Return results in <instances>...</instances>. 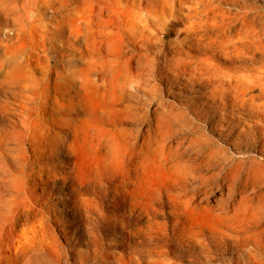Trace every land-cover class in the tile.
<instances>
[{
  "label": "rangeland",
  "instance_id": "1",
  "mask_svg": "<svg viewBox=\"0 0 264 264\" xmlns=\"http://www.w3.org/2000/svg\"><path fill=\"white\" fill-rule=\"evenodd\" d=\"M158 1L162 2V0ZM237 1L242 8L236 4L224 3L223 7L226 6L225 8L232 12H237L225 13L229 14V17L250 18L253 25L242 28L241 38L254 34L258 40H261V45L264 47V0ZM34 2L35 19L32 21L31 39L35 40L37 47L33 66L49 65L58 67L64 72V77L59 79L54 74L47 76V81L51 85L57 80H70L77 77L74 70L78 67L91 69L93 78L98 76L100 80L92 84L93 94L96 96L92 104L86 108L85 112L75 116L86 120L82 126L85 133L84 138H81L82 154L78 161V178L82 180V188L77 186V189L73 190L75 194H69L67 192L70 186L74 185L70 180L35 175L29 157L15 160L19 169L13 170L14 185L13 183L9 185L4 180L0 181V198L11 194L20 195L15 193L13 188L21 185L27 189L21 198L16 197L18 201L15 199L14 204L11 201L0 200V212L7 210L11 203L16 210L26 213L25 216L29 218L28 221H31L30 224L34 223L32 231H29L26 225L17 226V229L22 228L24 233H22V241H33L31 245L38 247V245H45L42 237L47 239L46 236H48V241H54L51 245L54 252L48 254L44 250L45 255L50 259L59 260L60 264H80L78 258L87 254L89 249L96 250V259L102 256L112 259L114 253L115 255L122 253L127 260L129 257L136 260L140 249L156 250L159 246L155 247L149 237H154L158 229L161 231L167 229L169 234L160 240L159 244L163 246L160 249L163 251L167 249L176 258L185 259V261H179L181 264H188L186 260L189 258H196L195 264L202 262H205L204 264H224V262L236 264L234 263L236 258L241 264H246L248 251H257L264 256V248L259 247L254 239L249 242L238 240L236 243L224 239L229 247L234 246L231 251L226 250L225 247L228 246L220 245L223 240L221 231L225 229L221 223L215 225L220 226L219 229L214 227L219 231L217 234L209 232L208 229L202 233H196L199 232L197 231L199 227L191 224L186 217L182 218L183 225L172 227L174 219L169 213L171 207L166 200L167 195L163 196V201H160V195L165 194V190L171 193L177 191V183H174L177 178L174 172L172 173L168 167L158 161L156 156L157 150L159 152L164 146L171 145L176 154L175 158L187 163L181 174L188 177V189L203 192L214 205L212 212L222 213L224 211L222 205L227 199L226 180L229 167H236L237 180L240 182L246 178V169L253 166V160L264 159V153H262L264 145L258 146L256 151L242 135L237 134L240 128H247L256 122L259 123L260 120L257 117L251 120L242 112L231 110L233 104L238 102L218 99V95H215L217 92L215 84H207L205 87L195 86L194 74L190 69H187L188 71L184 74H175L179 59L193 53L188 42L181 43L182 56L179 59L171 56L161 57L157 60L159 65L155 70H152L151 64L150 70L145 69V61L149 58L145 54V37H150V34L156 32L149 22L152 17L149 12H153L151 7H145L143 4L141 8L126 10L124 9L126 0H34ZM130 2L139 3L145 0ZM19 3L23 5L24 0H20ZM4 4L6 5H0L1 36L16 28L18 21L13 17L18 13L25 14V11L18 9L15 3L9 4L7 1ZM175 5L178 7V2H175ZM118 22L119 28L116 27ZM27 31L28 29L24 33ZM126 31L128 34L131 33L140 44L139 49L129 51L126 48L128 44ZM156 33L161 35V32ZM169 36L174 38L176 34L171 33ZM181 38L182 36H178L177 39ZM20 51V53L9 54L5 64L19 62L24 66L28 47ZM250 55L249 52L245 54V56ZM223 57L219 55L211 60V63L223 69L228 65L222 61ZM166 72H169L168 78L171 80L161 82L153 79V74L160 76ZM235 73L240 74L241 71ZM190 75H192L191 79ZM33 77L40 79L44 75L37 70ZM61 90L65 91L64 88ZM33 91L37 99L42 97V85ZM21 93L30 94V91L24 90ZM16 97L20 96L12 95L5 84L2 86L0 103L1 100H15ZM59 97L61 101H66L65 98L68 95L62 94ZM75 101L78 103L77 100ZM49 104L46 106L49 107ZM249 107L247 104L246 108L251 111ZM16 108L17 112L25 114L23 106L19 105ZM33 110L39 111L41 106L37 105ZM21 117L19 115V118ZM4 119L5 124L10 122V118ZM233 125L237 126L232 128ZM143 141H145L143 164L147 166L144 165V170H141L136 162L135 153L138 145H141ZM134 143L137 144L134 145ZM26 145L29 146L28 142ZM0 146L3 148L5 145ZM13 162L10 159L8 164ZM157 169L158 171H155ZM147 170L150 177L146 173ZM0 177L3 176L0 175ZM41 179L45 182H41ZM157 179L161 181V184ZM25 181L27 183L24 184ZM62 185L64 187L60 188ZM202 185L205 187L203 188ZM193 186H197L196 189H193ZM135 189L136 192H134ZM132 195H135L134 198ZM81 197H85L86 202H81L79 200ZM27 198L28 201H26ZM75 200L78 201L77 204ZM131 204L136 208L132 213H130V208L133 207ZM85 205H89L91 212L86 211ZM96 211L102 214L99 219H97ZM123 221H131L132 224L120 228ZM135 226L143 227L147 237L144 238L143 234H138ZM128 229L132 232L130 237L126 232ZM179 231H183L182 233L187 236L180 240ZM203 238L209 244V250L201 247L200 242ZM178 240L181 241L182 251H178L180 247ZM138 241H142L144 245L138 244ZM216 241L220 244L216 245ZM86 242H89L88 248L85 245ZM187 243L190 245L189 248ZM77 250L80 254L76 252ZM163 251L159 255H165ZM6 254L10 255V252ZM153 256L156 257V255ZM224 259L227 260L224 261ZM146 260L148 262L150 258L145 256L142 261ZM145 264L148 263L145 262Z\"/></svg>",
  "mask_w": 264,
  "mask_h": 264
},
{
  "label": "bare ground",
  "instance_id": "2",
  "mask_svg": "<svg viewBox=\"0 0 264 264\" xmlns=\"http://www.w3.org/2000/svg\"><path fill=\"white\" fill-rule=\"evenodd\" d=\"M7 1L9 4L10 2L17 4L18 9L25 11V14L18 13V15H16L17 17H13L14 20L18 21V24H16L17 22L15 23L17 25L16 28L13 31H8L3 36L0 35V90L5 84L12 95L20 96L16 97L15 100H1L0 103V118H2L0 121V145H5L4 147L2 146L3 148L0 146V175L3 176L0 177V181L4 180L8 182L9 185H12V183L14 185L13 181L15 174L13 173V170L19 169L15 160L29 157L31 158L35 175H45L47 178L51 179L53 177H60L65 180L68 179L71 181V184H74L75 186H70L71 188L67 193L75 194L73 190H76L77 186H82V180L78 178V161L82 154L81 138H84L85 133V129L82 128V126L83 123H86V120L75 116L85 112L86 108L94 101L96 96L93 94L92 84L96 83L100 78L98 76L93 78L91 69L78 67L74 70L77 77H73V79L70 80H57V82L51 85L46 77L54 74L56 78L59 79L63 76L64 72L58 67H52L49 65L33 66V59L36 57L35 48L37 47L35 40L31 39L33 27L32 21L35 19V8L33 6L35 3L34 0H24V3H22L23 5L19 3L20 0H0L2 3L0 5H6L4 2ZM130 1L131 0H126L125 6L123 5L124 9L132 10V8H141L143 4H145V7H151L153 12H149V15L152 16L149 19V22L154 29H156V32H161V35H157L155 32L150 34V37H145V54L149 57L145 61V69L147 68V70H150L149 66L151 64L152 70H155L159 65L157 60L161 57L168 58L171 56L179 59L182 56V53L180 52L181 43H190L189 47L193 53L179 59L180 62L177 64V71L175 74H184L188 71L187 69H190L194 74L195 80L193 84L195 86L205 87L207 84H215L214 87L217 89L215 95H218V99L237 101L238 103L233 104L231 110L242 112L251 120L254 117H257L261 122H256L247 128H240L237 134L242 135L246 141L249 142V145H251L256 151L258 146L264 145V47L261 45V40H258L254 34L246 35L245 38H241L242 28L251 27L253 25L250 18L244 19L236 16L229 17V14H235L237 12H232L230 9L225 8L226 6L223 7L224 3L239 5L238 1L162 0V2H159L158 0H145V2L139 3H132ZM175 2H178V7H176ZM239 6L242 8L241 5ZM250 7L252 8V5ZM225 12H228L229 14H226ZM29 23L30 25H28ZM119 26L120 23L118 22L116 27L119 28ZM27 29V33H24ZM1 32L2 29L0 27V34ZM171 33L176 34V36L171 38L169 36ZM178 36H182V38L177 39ZM126 39L128 43L126 48L129 51L140 48V44L137 43L132 34H128L127 31ZM25 47H28V55L25 59L26 64L24 66L19 62L11 65L7 63L5 64L6 57L9 54H15V52L20 53V50ZM86 50L88 53L89 51L87 48ZM246 52H249L251 55L245 56ZM219 55H223L224 57L222 58V61L228 64L223 69L211 63V60L215 57H219ZM37 70H39L40 74L44 75L43 78L35 79L33 77ZM236 71H241V73H235ZM168 74L169 72L164 73L165 76L153 74V79H158L161 82L169 81L171 79L168 78ZM191 77L192 75L189 76L190 79ZM39 85H42L43 95L41 98L37 99L33 90L39 87ZM61 88H64L66 92L62 91ZM24 90H29L30 94L21 93V91ZM62 94L68 95V97L65 98L66 101H61L59 95ZM75 100H77L78 103H76ZM46 104H49V107L46 106ZM247 104L250 106L249 109H251V111L246 108ZM19 105L25 108V114L17 112L16 106ZM37 105L41 106V110H33ZM78 105L79 107H77ZM19 115L22 117L19 118ZM4 118H10V122L5 124ZM236 126L237 125H233L232 128ZM162 127L164 128V126ZM145 141H143L141 145H138L137 152H134L136 162L141 170H144V165H146L145 163L143 164ZM27 142L29 146L26 145ZM135 144L137 143H134V145ZM156 153L158 161L168 167L172 173L174 172L177 178L174 180V183H177V191L171 193V191L165 190V194L162 193L161 195L159 192L160 201H163V196L167 195L166 200L171 207L169 213L174 219L172 227L183 225L184 220L182 218L186 217L191 224L199 227V229L197 228V231L199 232L196 233H202L205 229H208L210 230L209 232L217 234L219 231L214 227L221 223V225L225 227L224 231H221L223 240L222 244L216 241V245L220 244L223 247L228 246L225 247L226 250L231 251L233 245L229 247L224 239L232 240L233 243H236L238 240L249 242L251 239H254L259 247L264 248V159L253 160V166L246 169V178L244 181L240 182L237 180L238 173L236 172V167H229L226 180L227 199L222 205L224 211L222 213H213L212 209L214 205L209 197L203 192L200 193L196 190L191 191V189H188V177H184L183 174H181L187 163L185 164L183 160L180 161L175 158L176 154L173 147L171 145L164 146L161 151L158 152L157 150ZM10 159L14 162L9 165L8 161ZM61 167L64 168L62 169ZM135 170H137V168ZM155 171H158V169ZM146 173L149 175L148 170ZM150 176L151 175H149V177ZM164 177L167 176L164 175ZM138 178L140 180L139 176ZM133 179L136 180V178ZM157 180L159 181V179ZM43 181L44 180L41 179V182ZM165 181L168 182L167 180ZM159 182L161 184V181ZM25 183H27V181H25L24 184ZM139 185L138 182V186ZM62 187L64 186H60V188ZM156 187L153 186V188ZM196 187L197 186H193L192 188L196 189ZM204 187L205 186H203V188ZM146 188H148V186ZM13 189L15 193L20 194L18 195L20 198L23 193L27 192L24 185ZM134 192H136V189ZM18 196L11 194L0 198V200L11 201L13 203ZM133 196L135 195H132V197ZM84 198L81 197L79 200H81V202H86ZM136 198H138V196ZM26 201H28V198ZM77 202L78 201L75 200L76 204ZM9 204L10 207L7 210L5 209L3 212H0V264H60L59 260L50 259V257L45 255L46 253L44 250H46L48 254L49 252H54L51 247L52 242L54 241H48V236H46L47 239H45L44 236L42 237L45 245H38V247L31 245V242L33 241H22L23 239H21V237L23 231L22 228L17 229V226L22 227L26 225L27 229L32 231L35 225L34 223L30 224L31 221H28L29 218L25 216L26 213L19 212L15 207L11 206V203ZM131 205L133 207L130 208V213L136 209L133 204ZM85 207L86 211L91 212L89 205H85ZM27 214L29 215V213ZM96 214L98 217L97 219L102 216L99 211H96ZM115 215L118 219L117 214ZM37 219L38 218L36 217V220ZM97 219L96 221H98ZM39 220L38 222H40ZM131 224V221H123L120 228L127 227ZM219 227L216 228L219 229ZM135 228V231L138 232V234H143L144 238L147 237V232H144L143 227L135 226ZM47 231L48 230H46V232ZM126 232L130 237L132 234L131 230L128 229ZM182 232H178V238L180 240L187 236ZM155 233L156 235L153 234L154 237L151 236L149 238L152 240V244L155 247H159L156 250H152V248L145 250L140 249L136 260L131 257L127 260L123 257L122 253H119V255H115L114 253L112 259H109L106 256L96 259V250L86 249L87 254L79 257L78 261L80 264H145V262L148 264H181L179 261H185V259H179L174 255H171L172 253L167 249L164 251L163 249H160L163 248V246L159 244L160 240L169 234L167 229H164V231L158 229ZM180 240L177 241L180 246L178 251H182ZM200 243L202 244V248L209 250V244L205 242V238H203ZM138 244L144 245L142 241H138ZM85 245L88 248L89 242H86ZM118 245L120 246L122 244ZM186 245L188 248L190 247L188 243ZM162 251L165 255L161 256L159 253ZM7 252H10V255H7ZM76 252L80 254V251L77 250ZM153 255H156V257ZM145 256L150 258L148 262L147 260L145 262L142 261L145 259ZM247 256L248 260L246 261V264H264V256H261L260 252L248 251ZM243 257L245 258V256ZM225 260L227 259H224V261ZM186 262H188V264H195L196 258H189ZM204 263L205 262H202L201 264ZM234 263L241 264L238 258L235 259ZM224 264L226 263L224 262Z\"/></svg>",
  "mask_w": 264,
  "mask_h": 264
}]
</instances>
